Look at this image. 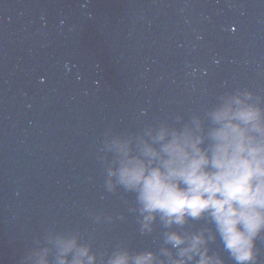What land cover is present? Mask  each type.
Listing matches in <instances>:
<instances>
[{"label": "water", "instance_id": "water-1", "mask_svg": "<svg viewBox=\"0 0 264 264\" xmlns=\"http://www.w3.org/2000/svg\"><path fill=\"white\" fill-rule=\"evenodd\" d=\"M237 90L264 105V0H0V264H55L71 233L98 264L159 254L166 229L143 233L135 195L106 188L113 142Z\"/></svg>", "mask_w": 264, "mask_h": 264}, {"label": "clouds", "instance_id": "clouds-1", "mask_svg": "<svg viewBox=\"0 0 264 264\" xmlns=\"http://www.w3.org/2000/svg\"><path fill=\"white\" fill-rule=\"evenodd\" d=\"M113 146L107 190L133 193L141 231L159 223L165 246L159 254L119 247L105 264H225L209 247L217 239L235 264H256L264 238V105L251 91L221 94L202 115L161 122ZM202 219L211 227L177 230ZM54 243L55 264H98L78 233L56 234ZM49 251L37 254V264H51Z\"/></svg>", "mask_w": 264, "mask_h": 264}]
</instances>
